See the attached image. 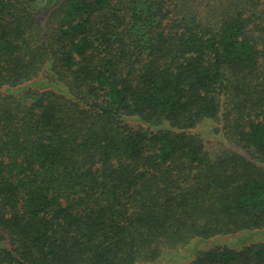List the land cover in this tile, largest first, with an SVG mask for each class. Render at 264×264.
I'll return each mask as SVG.
<instances>
[{"label":"trees","instance_id":"16d2710c","mask_svg":"<svg viewBox=\"0 0 264 264\" xmlns=\"http://www.w3.org/2000/svg\"><path fill=\"white\" fill-rule=\"evenodd\" d=\"M259 231L264 0H0V264H264L214 243Z\"/></svg>","mask_w":264,"mask_h":264},{"label":"rangeland","instance_id":"374dc122","mask_svg":"<svg viewBox=\"0 0 264 264\" xmlns=\"http://www.w3.org/2000/svg\"><path fill=\"white\" fill-rule=\"evenodd\" d=\"M43 76V74H42ZM217 130V131H216ZM196 132L200 134L204 139L205 145L207 150L210 154H214L218 151L222 146L227 145L229 146L223 139L222 133L220 131V127L218 128L217 124L212 122H204L200 125ZM243 233L239 234V236L235 237H225V238H218L214 243L219 245H228L230 249H237L238 247L242 246V244L246 243H259L264 241V231L259 232H252L242 235ZM211 241V240H210ZM212 244V243H211ZM209 244V245H211ZM208 248L206 243H192L186 248H182L177 255H172L170 257L171 264H186L187 261L194 255L196 251L201 249ZM164 264V262H161Z\"/></svg>","mask_w":264,"mask_h":264}]
</instances>
